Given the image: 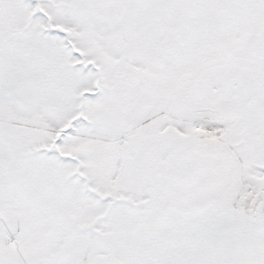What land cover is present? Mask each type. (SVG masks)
I'll return each instance as SVG.
<instances>
[{"label":"snow or ice","instance_id":"6c2138e0","mask_svg":"<svg viewBox=\"0 0 264 264\" xmlns=\"http://www.w3.org/2000/svg\"><path fill=\"white\" fill-rule=\"evenodd\" d=\"M0 264H264V0H0Z\"/></svg>","mask_w":264,"mask_h":264}]
</instances>
